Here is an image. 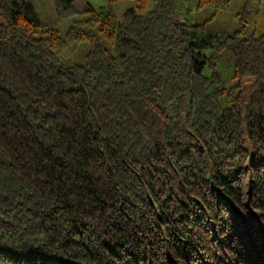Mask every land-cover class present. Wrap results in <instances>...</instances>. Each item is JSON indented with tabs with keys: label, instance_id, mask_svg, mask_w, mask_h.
<instances>
[{
	"label": "trees",
	"instance_id": "1",
	"mask_svg": "<svg viewBox=\"0 0 264 264\" xmlns=\"http://www.w3.org/2000/svg\"><path fill=\"white\" fill-rule=\"evenodd\" d=\"M76 1L53 0L58 20ZM105 1L64 39L0 0V264H264V31ZM83 41L86 64H63Z\"/></svg>",
	"mask_w": 264,
	"mask_h": 264
},
{
	"label": "rangeland",
	"instance_id": "2",
	"mask_svg": "<svg viewBox=\"0 0 264 264\" xmlns=\"http://www.w3.org/2000/svg\"><path fill=\"white\" fill-rule=\"evenodd\" d=\"M36 7L38 14L44 23L52 25L57 29L60 35L67 39L70 29L75 26L77 21H83L89 18V13H83V9L90 5L96 10L105 8V0H77L75 8L78 13L74 16L58 20L53 0H30ZM138 0H120L113 4L111 10L119 19L123 18L124 13L131 8H138ZM156 0H149L147 9L144 15L149 14L156 9ZM244 12L249 13L248 19L250 23L247 29V34L255 32L257 35L264 31V2L259 3L249 0H232L226 6L215 7L206 6L200 8L197 0H192L188 7L183 10L182 18L188 24H206L209 32L234 33L243 27V20L241 18ZM94 31L100 36L102 43L114 52V44L106 39L99 31V27H95ZM91 50L90 42H73L58 53L60 61L68 66L84 65L87 62V55ZM220 65L229 69L227 62L220 59ZM228 79L231 78L230 72H227Z\"/></svg>",
	"mask_w": 264,
	"mask_h": 264
}]
</instances>
